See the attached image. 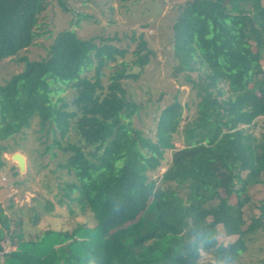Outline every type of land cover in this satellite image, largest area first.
Listing matches in <instances>:
<instances>
[{"label": "trees", "instance_id": "16d2710c", "mask_svg": "<svg viewBox=\"0 0 264 264\" xmlns=\"http://www.w3.org/2000/svg\"><path fill=\"white\" fill-rule=\"evenodd\" d=\"M50 1L67 10L66 0H0V62L33 44ZM262 1L186 0L176 8L173 75L182 76L196 100L193 112L176 97L166 104L154 136L134 126L142 106L125 87L154 56L142 36L130 63L124 61L127 47L101 36L83 38L70 28L55 35L46 56L21 58V71L0 84V166L12 148L9 140L35 123L39 143L50 141L39 154L61 153L57 168L73 176L59 181L57 203L73 216L90 213L94 224L74 222L71 229L13 240L17 249L2 254L4 264L237 262L249 237L264 232V197L259 214L248 224L243 218L248 187L264 185V132H251L264 115ZM112 64L104 84L103 70ZM132 67L137 71H128ZM67 89L70 101L60 95ZM177 135L181 147L175 146ZM167 150L168 166L156 175ZM53 210L47 200L33 223ZM8 221L0 207V224L8 229ZM219 225L236 240L219 243ZM4 239L0 231V253ZM202 252L211 254L210 261Z\"/></svg>", "mask_w": 264, "mask_h": 264}, {"label": "rangeland", "instance_id": "374dc122", "mask_svg": "<svg viewBox=\"0 0 264 264\" xmlns=\"http://www.w3.org/2000/svg\"><path fill=\"white\" fill-rule=\"evenodd\" d=\"M186 0H66L67 10H63L56 1H50L46 9L40 14L37 24V36L31 46L22 50L18 56L0 62V84L12 74L23 68L22 57L30 60L40 59L47 54L49 44L55 35L63 29H74L80 37L101 36L110 38V43L127 47L129 52L124 58L128 63L132 60L131 51L134 50L138 40L142 38L147 46L153 50L154 56L143 68L137 80L128 79L126 90L137 102L141 109L133 117L135 127L141 129L145 135L154 136L156 122L160 110L172 102L176 97L181 104L190 107L193 112L195 95L191 88L182 80V76L174 77V55L170 43V25L177 12L176 8ZM264 5V0L262 1ZM79 19L78 24L75 21ZM132 37L134 38L132 40ZM111 68L104 69L102 81L107 83ZM264 65V59H263ZM128 71H137L136 67ZM90 74H93L91 70ZM195 78L197 73H191ZM224 90H228L223 84ZM227 92V91H226ZM73 91L67 89L61 92L68 101L72 99ZM227 96L229 93L227 92ZM38 126L33 125L23 134L10 139L11 149L2 155L4 164L0 166V207L3 214L9 219L8 226L0 224V231L5 235L2 242L4 250L0 253V264H4V253L17 249L11 241L35 238L45 229L67 230L73 227L74 222L93 226L94 222L90 213L80 214L77 210L75 216L70 215L65 204H58L57 185L59 181L72 180L73 176L65 173L64 169L57 168V162L62 154L51 158L50 153L39 154L43 147L49 143H39L37 137ZM251 132L259 137L264 132V115L255 120ZM44 140V138H42ZM180 135H177L175 146L181 147ZM16 141V143L14 142ZM14 152L21 153L26 158L24 173H19L16 163L12 161ZM171 150L164 154V161L156 175L163 172L170 161ZM17 172V174H14ZM246 171L242 173L245 176ZM60 178V179H59ZM173 184V183H171ZM239 187V185H237ZM221 196L224 193L220 190ZM246 193L250 196L249 202L243 207V218L248 224L253 217L259 214L258 205L264 197V185L252 184ZM180 195H183L180 193ZM54 204L52 213L45 212L40 215L37 223L32 218L35 213H41L46 201ZM234 203V198L229 199ZM215 205L218 200L210 202ZM75 209V207H74ZM219 243L224 245L236 240V236H226L221 225L217 227ZM149 242L145 243L148 244ZM56 244L54 248L60 247ZM205 259L210 261L211 254L202 252ZM233 264H264V232L258 231L249 237L247 250Z\"/></svg>", "mask_w": 264, "mask_h": 264}, {"label": "water", "instance_id": "95a60500", "mask_svg": "<svg viewBox=\"0 0 264 264\" xmlns=\"http://www.w3.org/2000/svg\"><path fill=\"white\" fill-rule=\"evenodd\" d=\"M11 159L12 161H14L16 163V167L18 168V172L24 173L25 171V166H26V158L23 154L18 153V152H14L11 155Z\"/></svg>", "mask_w": 264, "mask_h": 264}, {"label": "clouds", "instance_id": "9594fccd", "mask_svg": "<svg viewBox=\"0 0 264 264\" xmlns=\"http://www.w3.org/2000/svg\"><path fill=\"white\" fill-rule=\"evenodd\" d=\"M214 264H224V262H223V261H220V260H216V261L214 262Z\"/></svg>", "mask_w": 264, "mask_h": 264}]
</instances>
